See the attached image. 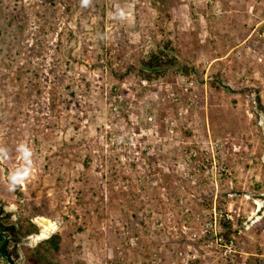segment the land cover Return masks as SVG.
Returning a JSON list of instances; mask_svg holds the SVG:
<instances>
[{
  "label": "rangeland",
  "instance_id": "374dc122",
  "mask_svg": "<svg viewBox=\"0 0 264 264\" xmlns=\"http://www.w3.org/2000/svg\"><path fill=\"white\" fill-rule=\"evenodd\" d=\"M263 18L264 0H0V212L29 239L16 264H171L184 208L264 216ZM20 144L32 164L13 188Z\"/></svg>",
  "mask_w": 264,
  "mask_h": 264
},
{
  "label": "built area",
  "instance_id": "2783aa9c",
  "mask_svg": "<svg viewBox=\"0 0 264 264\" xmlns=\"http://www.w3.org/2000/svg\"><path fill=\"white\" fill-rule=\"evenodd\" d=\"M218 171L219 177L224 174L229 175L228 170L224 168ZM215 198L211 200L210 207L205 214L191 215L190 209H183L182 215H191L190 218L197 221L199 227L190 232L191 228L189 229L186 224L188 219H183L184 223L180 228V233L184 235L183 238L187 236L185 239L189 243L185 245V249L175 253L171 264H205L203 263L205 257H212L219 261V264H254L256 259L257 264H264V256L247 252L240 240L243 231L241 226L237 227V225L242 220L241 208L232 204L220 205L217 203V197ZM229 230L235 234H228ZM139 241L137 236L130 237V247H137Z\"/></svg>",
  "mask_w": 264,
  "mask_h": 264
},
{
  "label": "flooded vegetation",
  "instance_id": "af4514ba",
  "mask_svg": "<svg viewBox=\"0 0 264 264\" xmlns=\"http://www.w3.org/2000/svg\"><path fill=\"white\" fill-rule=\"evenodd\" d=\"M6 220L7 217L2 212H0V261L2 263L4 262L6 264H10V261L2 256V254H4L12 261L13 264H16L20 256V248L25 245L24 243L27 242L22 240V238L17 235V228L15 226L5 224ZM36 227L37 232L35 234H38L39 226L36 224ZM35 234H31L30 237Z\"/></svg>",
  "mask_w": 264,
  "mask_h": 264
},
{
  "label": "crops",
  "instance_id": "0c3cea01",
  "mask_svg": "<svg viewBox=\"0 0 264 264\" xmlns=\"http://www.w3.org/2000/svg\"><path fill=\"white\" fill-rule=\"evenodd\" d=\"M260 25L261 24H264V18L263 19H261L260 21ZM256 24H258V23H256ZM212 200V199H211ZM218 202H219V204H220V201L218 200ZM230 204V203H229ZM256 204H257V206H258V208L260 209V207H261V202H256ZM208 206H209V204H207ZM221 205H223V203L221 204ZM201 208V207H200ZM200 208H194V209H192V213H191V215H196V214H205V212H207V208L206 209H204V210H202L201 212L200 211H198V210H200ZM195 209H197V211H193V210H195ZM256 216V215H255ZM254 216V217H255ZM263 216V215H262ZM262 216L260 217H258V219H256V218H251L252 220H253V222L251 223V225L250 226H247V223H245V224H243V227H241V230L243 231V233L241 234L242 235V237H241V239H242V244H243V246H244V249L247 251V252H250V253H253V254H256V252H255V250L257 249V245L259 244V246H263V245H261L258 241H260L261 242V240H262V242H263V244H264V228L260 231V235L259 234H257V232H256V230L254 231V229H250L253 225L255 226L256 225V223L258 222V221H260L261 219H262ZM264 217V216H263ZM190 220H192V218H189ZM253 226V227H254ZM140 245V244H139ZM264 256V255H263ZM174 257H175V253H174ZM253 263V262H252Z\"/></svg>",
  "mask_w": 264,
  "mask_h": 264
},
{
  "label": "clouds",
  "instance_id": "9594fccd",
  "mask_svg": "<svg viewBox=\"0 0 264 264\" xmlns=\"http://www.w3.org/2000/svg\"><path fill=\"white\" fill-rule=\"evenodd\" d=\"M82 2L86 5L89 3V0H82ZM17 151L20 153L21 158L25 162V167L17 169L10 177L11 186L14 188L17 183H20L24 179H26L30 174L31 168V157H32V150L25 144H20L18 146ZM7 158V149L0 148V160Z\"/></svg>",
  "mask_w": 264,
  "mask_h": 264
},
{
  "label": "trees",
  "instance_id": "16d2710c",
  "mask_svg": "<svg viewBox=\"0 0 264 264\" xmlns=\"http://www.w3.org/2000/svg\"><path fill=\"white\" fill-rule=\"evenodd\" d=\"M158 60H149L148 62H146V65H148V66H150L149 68H151V69H156L157 67L156 66H159L158 65ZM185 72L186 73H188V71L187 70H185ZM190 72V71H189ZM206 204H208V203H206ZM209 204H211V200L209 201ZM192 213V212H191ZM190 213V214H191ZM190 216L191 215H189V214H183L182 215V217H183V219H188L189 220V218H190ZM182 219V220H183ZM36 230V228L35 227H33L31 230H29V231H35ZM22 233H24V234H26V236H28V235H30V232H25L24 230H22V229H20L19 231H18V234H22ZM230 233H232V234H235V232H231V230H229V232H228V234H230ZM57 239H58V237H56V236H52V237H50L49 239H47L46 241L51 245L52 244V246H56L57 244H56V241H57ZM240 240L242 241V239L240 238ZM241 241H239L238 240V242H240L241 243ZM140 243L138 242V244L137 245H139Z\"/></svg>",
  "mask_w": 264,
  "mask_h": 264
},
{
  "label": "bare ground",
  "instance_id": "6f19581e",
  "mask_svg": "<svg viewBox=\"0 0 264 264\" xmlns=\"http://www.w3.org/2000/svg\"><path fill=\"white\" fill-rule=\"evenodd\" d=\"M37 222L40 227L42 236L49 235L55 230V225L44 218H38ZM31 239L34 240L35 238Z\"/></svg>",
  "mask_w": 264,
  "mask_h": 264
},
{
  "label": "water",
  "instance_id": "95a60500",
  "mask_svg": "<svg viewBox=\"0 0 264 264\" xmlns=\"http://www.w3.org/2000/svg\"><path fill=\"white\" fill-rule=\"evenodd\" d=\"M28 240H29L28 238L25 239L26 242H27ZM2 256H3L4 258H6L7 260H9V261H10V264H13L12 261H11L10 259H8V257H7L6 255L2 254Z\"/></svg>",
  "mask_w": 264,
  "mask_h": 264
}]
</instances>
